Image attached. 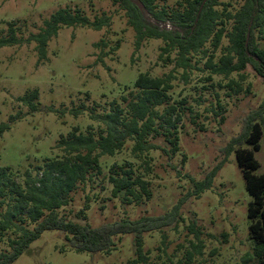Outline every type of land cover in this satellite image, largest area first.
Masks as SVG:
<instances>
[{"label":"rangeland","instance_id":"374dc122","mask_svg":"<svg viewBox=\"0 0 264 264\" xmlns=\"http://www.w3.org/2000/svg\"><path fill=\"white\" fill-rule=\"evenodd\" d=\"M177 1L156 2L158 6L171 7ZM220 1L225 4L230 1L233 11L243 2ZM77 7L90 20L106 12L111 16L110 28L95 31L88 27L63 26L49 42L47 59L40 65L35 42L0 49V123H10L9 130L0 136V168L9 167L22 174L27 169L33 171L34 165L60 155L55 146L62 135H69L74 127L85 132L89 125H94L89 113L73 117L70 110L74 106L86 103L91 108L96 102L108 110L110 102L121 98L125 87H132L140 73L150 71L154 76H162L172 69V66L164 67L160 60L161 39L142 40L136 48L137 36L128 24L127 11L114 0H0V36H7L9 24L16 22L18 36L27 39L30 34L38 33L55 11ZM102 38L110 42L109 47L119 39L122 41L118 50L102 57L105 63L99 59L102 50L94 47ZM222 44L226 45V40ZM109 50L106 47L104 52ZM206 60L200 61L197 67L201 70L195 69L188 80L178 75L175 81L173 98L187 96L192 112L186 110L182 115L180 151L172 157L161 151L151 153L153 168L148 174L153 191L151 200L130 205L111 197L108 167L115 162L132 160L127 150L102 158L103 173L80 185L72 194L69 206L60 210L63 216L97 227L122 219L162 215L193 190L192 180H204L223 159L224 166L211 188L198 198L184 200L179 221L163 231L144 235L145 251L151 252L150 264H257L249 235L248 208L253 200L246 191L235 151L228 153L223 148L240 133L249 112L259 107L264 97V80L248 66L244 71L246 79L240 81V92L219 86L204 90V84H211L204 79L208 72L202 71ZM231 77L240 80L238 74ZM231 77L214 76L212 82L226 85ZM36 88L40 94L38 108L32 111L18 98ZM86 94L90 95L88 101ZM218 100L226 108L223 123L214 112ZM16 114H21V118L10 122V116ZM155 142L170 147L164 138ZM259 144L255 158L260 165L255 173L264 174V126ZM23 179L19 177L18 181L22 183ZM81 210L83 214L79 215ZM163 235L166 236L164 243ZM133 238L132 234L121 236L117 248L108 254L78 253L64 233L49 230L13 264H130L135 257Z\"/></svg>","mask_w":264,"mask_h":264},{"label":"trees","instance_id":"16d2710c","mask_svg":"<svg viewBox=\"0 0 264 264\" xmlns=\"http://www.w3.org/2000/svg\"><path fill=\"white\" fill-rule=\"evenodd\" d=\"M139 1L144 9L133 0H114V3L122 4L127 11L128 24L137 36L136 48L142 40L161 39L160 60L164 67L172 66V69L162 76H154L150 71L140 73L132 87H125L121 98L110 102L108 110L96 102L91 108L86 103L74 106L70 110L73 117L89 113L94 125H89L85 132L74 127L69 135H62L55 146L60 155L34 165L33 171L27 169L22 174L9 167L0 168V264H13L43 232L49 230L64 233L76 252L94 254L110 253L117 248L121 236L132 234L135 257L130 264H150L151 252L145 251L144 235L163 231L179 221L184 200L198 198L210 189L224 166L221 159L204 180H192L193 190L172 210L159 216L122 219L93 227L67 219L60 212L69 206L72 194L80 185L103 173L101 161L104 156L114 157L127 150L132 160L115 162L108 167L106 175L111 197L130 205L151 200L153 191L148 179L153 168L151 153L161 151L169 157L176 155L180 151L182 115L186 110L192 112L187 96L178 100L173 98L175 81L178 75L188 80L195 69L201 70L197 65L203 58L207 60L202 71L208 72L204 79L211 82L202 86L204 90L219 86L240 92V81L246 79L244 71L248 66L264 80V0H242L235 11L230 9V1L225 4L220 0H179L171 7L158 6L157 0ZM218 6L223 8L218 9ZM111 22V16L106 12L90 20L78 7L74 10L63 8L52 13L39 32L30 34L27 39L18 36L17 23L11 22L7 36H0V49L35 42L37 64L40 65L47 59L49 42L63 26L100 31L109 29ZM223 40L226 45L222 44ZM115 44L109 47L110 42L104 38L94 44L102 50L100 61L120 48L121 39ZM106 47L110 50L104 52ZM233 74H238L240 80L232 78ZM214 76L231 79L222 85L212 82ZM39 95L36 88L18 100L35 111ZM215 95L219 97L218 93ZM86 98L88 101L90 95L86 94ZM98 108L102 110L98 111ZM60 111L65 113V110ZM214 112L223 123L226 108L220 100ZM10 118L13 122L20 119L21 114ZM263 126L264 97L259 107L244 118L240 133L223 148L228 153L235 151L246 191L253 200L248 208L249 235L254 243L253 255L257 264H264V174L255 173L260 165L255 152L261 147ZM9 128L10 123H0V136ZM159 138H164L170 147L155 142ZM245 145L249 147H243ZM185 159L184 155L183 161ZM19 177L24 178L22 183L18 181ZM82 214L83 210L79 215ZM162 237L164 243L166 236Z\"/></svg>","mask_w":264,"mask_h":264},{"label":"water","instance_id":"95a60500","mask_svg":"<svg viewBox=\"0 0 264 264\" xmlns=\"http://www.w3.org/2000/svg\"><path fill=\"white\" fill-rule=\"evenodd\" d=\"M136 3V5L139 7V8H141V9H144V5H143V3H141V2H135Z\"/></svg>","mask_w":264,"mask_h":264},{"label":"flooded vegetation","instance_id":"af4514ba","mask_svg":"<svg viewBox=\"0 0 264 264\" xmlns=\"http://www.w3.org/2000/svg\"><path fill=\"white\" fill-rule=\"evenodd\" d=\"M134 2H136V0H133Z\"/></svg>","mask_w":264,"mask_h":264}]
</instances>
